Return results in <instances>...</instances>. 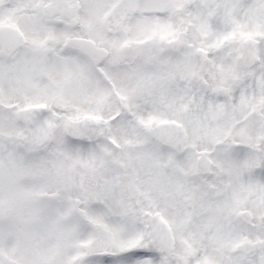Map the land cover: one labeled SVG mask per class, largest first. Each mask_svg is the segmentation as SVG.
Segmentation results:
<instances>
[{
  "label": "snow or ice",
  "instance_id": "obj_1",
  "mask_svg": "<svg viewBox=\"0 0 264 264\" xmlns=\"http://www.w3.org/2000/svg\"><path fill=\"white\" fill-rule=\"evenodd\" d=\"M0 264H264V0H0Z\"/></svg>",
  "mask_w": 264,
  "mask_h": 264
}]
</instances>
